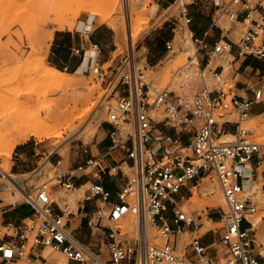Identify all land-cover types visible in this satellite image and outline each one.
Listing matches in <instances>:
<instances>
[{"label":"built area","instance_id":"obj_1","mask_svg":"<svg viewBox=\"0 0 264 264\" xmlns=\"http://www.w3.org/2000/svg\"><path fill=\"white\" fill-rule=\"evenodd\" d=\"M120 1L124 8L129 2ZM180 14L186 25L191 22L186 3ZM222 19L241 23L245 28L237 35L231 26L221 24ZM212 25L221 36L206 46L192 29H187L196 47L201 79L192 94L164 87L151 95L149 82L143 71L136 69L134 58L127 61L126 69L109 78L107 85L112 83L113 89L119 90L122 85L105 120L111 126L108 151L124 152L120 162L123 166H119L123 180L115 191V200L100 181L101 172L107 167L102 156L90 155L75 166L61 156L50 162L52 185L65 191L75 189L73 178L77 175L89 173L94 178L88 185V195L99 199L102 205L87 218L86 224L91 231L105 232V248L100 244L94 249L73 234L63 214L54 208L51 186L43 181L34 188L22 189L23 199L33 211L12 234L5 232L9 238L0 244V264L18 259L28 264H45L47 257H38L33 251L36 246L60 250L66 256V264H264V254L254 252L255 239L251 234L256 227L252 218L264 219V196L259 200L252 198V183L247 188L241 183L242 178L249 179L245 166H259L264 161V142L249 138L252 130L241 125L253 104L264 102V84L252 90V97L240 96L233 89L230 63L225 68L222 63L208 66V59L204 64L199 61V56L219 57L230 51L238 57L264 58V0H223L213 13ZM78 30L94 52L92 72L103 78L106 72L98 62L101 47L90 40L88 29ZM173 43L174 40L166 41L168 51ZM72 50L78 53L84 48ZM158 110L164 114L161 119L154 115ZM229 114L238 118L236 130L230 133L234 140L221 141L220 136L228 133L222 124L229 121ZM168 127L187 135V144L169 133ZM186 149L190 152L186 153ZM82 151L86 153L88 148ZM107 168L111 175L115 167ZM204 177L217 181L227 205L219 219L221 246H214L215 239L204 240L205 234L216 233L209 228L205 234L192 235L181 253L177 248L179 235L193 233L202 223L198 215L189 216L178 208L175 194L188 189L187 183ZM129 214L137 220L134 232L123 230L119 224ZM103 219L106 222L102 223ZM149 224L167 236L163 244L153 242L147 230ZM186 247L194 259H189Z\"/></svg>","mask_w":264,"mask_h":264},{"label":"rangeland","instance_id":"obj_2","mask_svg":"<svg viewBox=\"0 0 264 264\" xmlns=\"http://www.w3.org/2000/svg\"><path fill=\"white\" fill-rule=\"evenodd\" d=\"M102 1L103 0H0V129L4 123L13 116H18L26 112L34 113L39 107H42L41 109L47 107L48 104L52 103H50L52 98L62 96L65 91L64 86H56L39 80L34 73L36 70L33 71V68L42 67V62L52 63L47 55L52 39L49 40V36L47 35L50 31L54 33V31L60 30L56 23L57 18H55L54 13L58 15L59 13L62 14V12H68L69 10L74 15V25L71 28L66 27L61 31L77 36L76 29H82L83 24H85V28L90 29L91 33H89L91 36L96 37L97 27L101 25L103 31L109 32L107 34L111 36L110 39L113 43L106 47L108 50H112L109 52L108 60L104 62L99 61L104 72H106L103 78L96 77L92 72L95 55L90 48H88V50L92 53V56L88 58V63H91L86 72L77 74L75 73V69L68 67L64 68L61 64L57 66L62 71L69 73L68 77L70 78L86 80V87L90 90L92 89L90 92L92 95L88 93V96L82 101L83 103H79L76 107H74L73 102L68 104L70 110L67 113L66 119H72V125L76 126V130L70 131V127H66V129L62 126L60 129L61 137L52 136L38 140L30 136L29 139L25 141L30 147L31 153L36 154V156L45 157L50 154L48 158L51 157V159H53L59 154L67 160L68 153L70 151L72 152L75 146H78V138L82 139L84 143H88L92 139V136H84L83 138L81 134L82 128L92 119H102L98 122V125L107 119V109L115 103L117 95L121 93L122 89V85H119V90L113 89L112 83L108 86V80L114 74H119L122 70L126 69L127 61L131 58H134L136 69L139 68L145 74V78L149 82V93L151 95L164 87L173 89L176 92L192 94L201 84L197 63L189 62L193 60V56L191 57L190 54L185 55L183 53L189 48L190 50H195V44L189 38L187 33L188 28L180 14L182 4L186 3L188 6V4H191V0H176V2L168 8L167 5H169V2L166 1L129 0L125 8L122 6L120 0L106 4ZM92 8H96L97 10L93 12L94 9ZM61 9L62 11L58 13ZM129 9L132 10V18L136 19V25L134 27L132 26L131 29L125 24V14L129 12ZM135 11L139 13V17L136 16ZM105 14H107V17L100 20L101 15ZM133 21L134 19H132V22ZM221 24L225 27L231 26V28L235 30L234 33L237 35L245 28L241 23H236L237 27L233 28L232 23L227 19H222ZM172 25L176 26L173 48L165 52L160 60L152 64V62H150L151 55L148 51H143V44L149 43V41L154 43L156 38L160 35H171L172 31L170 28ZM145 54L148 56V63L145 59L141 60ZM177 59H181V62H177ZM230 59L231 56L225 52L215 63H222L224 67L227 68ZM185 66L191 67L194 70V75L189 78L181 79L179 75ZM154 115L156 119H161L164 116L161 110L155 112ZM99 116H102V118H99ZM226 118L233 121L238 119L236 114L226 116ZM241 125L242 127L252 130V134L249 138L264 142V114L256 118H247L241 122ZM125 127L128 128V125H125ZM9 135L8 132H5L4 138L7 139ZM232 140H234V137H232L230 141ZM19 145L20 144L14 147L9 159V166H7L8 170L6 171H3L5 164L4 155L0 154V178H2L0 182L6 184L9 194H20L19 192H14L16 189L8 184L5 176V173L8 174L12 172L14 153L18 152ZM185 152L189 153L190 149H186ZM48 158H46L45 161L41 159L38 163V169L32 174H26L25 177L27 179L25 180H28V184H30L32 188L43 181H47L48 186H51L53 198L56 201L61 198L65 199L68 204V209L75 211L78 206V198L80 199L83 197V190L88 187L89 184L80 188L77 193L65 191L60 187L53 186V180L51 178L53 168ZM10 175L14 181L18 178L15 174ZM193 185H196L197 197L195 199L193 198L194 201H192V199L191 201H186L193 193ZM217 189L224 198L217 181L211 177H204L198 182L188 184V189L182 188L175 194L176 198H180L186 190L187 196L184 198L185 200L178 201V208L185 211L189 216L198 215L199 222L205 226L193 233L185 232L179 235V241H177L179 252H183L184 244L190 240L192 235L196 233L205 234L209 228L216 230V233L205 234V237L209 236L208 241L215 239L217 242L214 246L218 248L221 246L218 240V227L222 223L219 221L220 215L227 210L226 201L224 199V206L212 207L205 204L206 200L215 196ZM251 190L254 192L251 194V197L256 200L264 196V192H262L261 185L259 184L258 186L256 183L252 184ZM18 195H15V200H21L23 198L22 194ZM62 199L60 200L61 204L63 203ZM211 216H216V218H211ZM255 218L256 220L259 219V217H254L253 220H255ZM119 224L123 230L134 232L137 220L133 214H129L126 218L122 219ZM147 230L148 234H153L162 240V242H154L163 244L166 241L167 236L157 227L149 224ZM3 231H6V229L2 228V232ZM257 238L259 241H262L259 237ZM170 240V242H172V237H170ZM261 246L264 247V243H262ZM46 247L50 248L51 253L55 255L53 258H48L49 260L58 262V259L61 258L63 260L62 264H66L67 259L63 252L50 246ZM223 260L224 259L221 257L219 261L222 262ZM15 263L28 264L22 259L8 262L7 264ZM186 264H190V262L187 261Z\"/></svg>","mask_w":264,"mask_h":264},{"label":"crops","instance_id":"obj_3","mask_svg":"<svg viewBox=\"0 0 264 264\" xmlns=\"http://www.w3.org/2000/svg\"><path fill=\"white\" fill-rule=\"evenodd\" d=\"M165 1L169 2L167 8L176 2V0ZM222 1L223 0H191V4H188V10L192 19L191 22L186 26L187 28L192 29L198 37L203 39L205 46L213 44V42L217 41L221 36L218 28L212 25V17L218 4ZM83 27H85V24H83ZM232 27L236 28L237 24L233 23ZM102 29L103 27L101 25L98 26L96 30V37H92L91 34L89 37L90 40L97 42L101 47L98 62H104L108 60L110 54L109 52L112 51L111 49L108 50L106 48L112 43L110 39L111 36L107 34L109 32H105ZM170 29L172 31L171 35H160L158 38H156L154 43L149 41V43L143 44V51H148V53L151 55L150 62H152V64L153 62L160 60L165 52L168 51L166 49V41L174 40L176 27L172 25ZM88 31L90 32V29H88ZM76 32L77 36L61 31V29L54 31L47 54L52 62L51 64L55 66L61 64L64 68L68 67L76 70L81 66L84 59L89 57L88 40L86 41L85 37L79 32L78 29H76ZM76 47H83L84 50L75 53L72 48ZM226 53L231 56L229 63L232 67L231 77L234 91L240 96L252 97V90L261 84H264V58H258L249 55L238 57L235 55V51ZM220 57L221 56L206 58L204 56H199V61L201 64H204L206 59H208V66H211L215 64V61ZM143 59H145V61L148 63V56L146 54L141 60ZM90 63H87L85 66H83L82 72H86L88 70ZM262 114H264V102L255 103L248 114V118H256ZM236 121L229 120L228 122L222 124V127H224L229 134L234 133L237 127ZM159 125H161V123ZM110 128L111 126L107 122L102 121L99 125H97V128L92 135V139L88 143H84L82 139L78 138V146H75L72 152L70 151L68 153L67 160H65V158L59 154L57 157L61 156L67 164L75 166L83 162L90 155L102 156V159L107 167H115V169L110 171L112 173L111 175L108 173V168L106 167L102 170L100 177V181L111 192L112 200H115V191L123 180V174L119 166H123L120 162L124 156V152L121 150L108 151V133ZM166 130L171 134L178 135L182 139L183 144H187V135L183 133H177L173 128L169 127L166 128ZM84 147L88 148L86 153L82 151ZM49 155L50 154L43 157L32 154L30 147L26 142L21 143L18 146V152L14 153L12 173L18 177L15 180V183H17L16 185H18L20 190L32 188L30 184H28V180H25L27 179L25 175L32 174L34 171H36L39 167L38 163L40 160L44 159L45 161ZM54 159L55 158L51 159V157H49L48 161L51 162ZM244 173L249 176V179H241L243 187L247 188L251 185V183H256L257 186L258 184L261 185V190L264 191V161H262L259 166L253 164L245 166ZM92 180H94V178L89 173L77 175L73 178L75 189L71 192L77 193L80 188L85 187L86 184H89ZM87 188L88 187L84 188L83 190V197L80 199L78 198V206L75 211L68 209L67 202H65V199L63 200L62 198V204L60 203V199L58 201L55 200L54 208L56 211L63 214L64 218L66 219L67 226L72 229L73 234L80 241L94 249H97L101 244V248L103 249L105 248V239L103 238L105 237V232L102 230L97 232L91 231L86 224L87 218L102 205V202H100V200L95 197H90L88 195ZM6 192V184L4 182H0V244L9 238L5 232L12 234V231L16 229V226L21 224V222L30 216L31 212L33 211L32 207L27 202H25L23 198L21 200L14 201L6 199L4 195ZM1 193L4 194L1 195ZM186 196L187 192L185 190L181 197L177 199L179 201H183L185 200L184 198ZM211 218H216V216H211ZM104 222L105 220L103 219L102 223ZM255 226L254 232L252 231L251 234L254 235L255 239L254 252L259 255L260 250H264V247L261 246V244L264 243V220L260 219L258 225ZM203 227L205 226L201 225V228ZM2 228H5L6 231L2 232ZM257 237H259L262 241H258L256 239ZM208 239L209 236L204 238L205 241H208ZM44 248L45 247L36 246L33 251L36 252L39 257V255H43L42 252ZM186 252L189 254V259H194L189 247H186ZM45 264L58 263L51 262L49 259H47Z\"/></svg>","mask_w":264,"mask_h":264},{"label":"bare ground","instance_id":"obj_4","mask_svg":"<svg viewBox=\"0 0 264 264\" xmlns=\"http://www.w3.org/2000/svg\"><path fill=\"white\" fill-rule=\"evenodd\" d=\"M103 1L102 2L106 4L109 2H115L117 0H103ZM130 5H131V3H130ZM92 9H94L93 12H95L97 10L96 8H92ZM164 10H166V9H164ZM61 11H62V9L59 10L58 13ZM68 12L64 11V12H62V14L59 13L61 15H59V14L57 15V13H54L55 18H57L56 23L59 26V29H61V30L66 28V27L71 28L74 25V22H75L74 15L71 13V11L68 10ZM135 14H136V16H138L139 13L135 11ZM105 17H107V14L101 15L100 20L105 19ZM132 19H134L133 22H132ZM52 21H53V19H52ZM125 24L127 27H129V29H131L132 26L134 27L136 25V19L132 18V10L131 9H129V12L127 14H125ZM48 33L49 34L47 36H49L48 39L50 40V39H52L53 31H50ZM130 43H131V41H130ZM44 44H45V42H44ZM195 49H196V47H195ZM183 53L185 55L190 54L191 57L193 56V60H190L189 62L198 63L197 56L195 55V50L193 51V50H190V48H189V49L185 50ZM184 54H183V56H184ZM91 56H92V53H90V51H89V57H91ZM88 58L84 59L81 66L75 70V73H77V74L83 73L82 68H83V66H85L88 63ZM180 60L181 59H177V62H179ZM172 62H174V61H172ZM187 62H188V60H187ZM42 63H43L42 67L39 66L40 68H35V69L33 68V71L36 70L34 72L36 77L39 78V80H42L43 82L54 84L56 86L57 85L64 86L65 91L63 92L62 96H60L58 98H52L50 100V103L51 102L52 103L48 104L47 107H45V108L43 107V109H41L42 107L41 108L39 107L38 110H36L34 113L26 112V113L18 115V116H13L9 120H7V122L4 123V125L0 129V154L4 155V159H5L3 171L8 170L7 166H9V159L11 157V154H12L14 147L18 144L24 143L26 140L29 139L30 136H33L34 138H36L38 140H42L43 138H49L52 136L61 137L60 136V132H61L60 129L62 126H64L65 128L70 127V131L76 130V126L72 125V122H73L72 119H66L67 113L70 110L68 107V104L70 102H73L74 107H76L79 103H81L85 99V97L88 96V93H90L92 91V89L90 90L86 87L87 86L86 85L87 83L85 82L86 80L70 78V77H68L69 73L62 71L57 66H55L49 62H42ZM185 67H183L184 69L182 70L181 74L179 75L181 79L182 78L183 79L189 78L190 76L194 75V70L191 67H186V68ZM172 68H173V66H172ZM49 99H50V97H49ZM86 100H88V99H86ZM85 103H86V101H85ZM102 113H104V112H102ZM99 118H102V116H99ZM100 120H102V119H100ZM100 120L98 118L92 119L84 125V127L82 128V131H81L83 138H84V136L88 137V136H92L94 134V132L97 128L98 122ZM5 132H8L10 134L7 139L4 138ZM232 137H233L232 134L226 133V134L221 135L219 140L230 141ZM2 168H3V166H2ZM48 172H50V171H48ZM10 174H14V173H12V172L8 173V174L5 173L6 180H7L8 184L13 186L14 189H16V191H14V192H17V193L19 192L20 193L19 195H21L23 193V191L18 188V185H16L17 183H15V181L13 180V178ZM0 179H2V178H0ZM188 184H190V183H187V185ZM196 185H193V193H192V195H190L187 198L186 201H188V200L191 201V199H192V201H194L193 198L195 199L197 197ZM250 189H251V187H250ZM2 191H4V190H2ZM2 194H4V193H1V195ZM4 195H5L6 199H8L10 201H14L15 197L18 194H16V193L9 194V191H7ZM2 197H4V196H2ZM224 199L225 198H223V196L220 194L219 190L217 189L215 196L209 200H206L205 204L212 206V207L224 206L225 205ZM192 203H195V202H192ZM260 219H261L260 217L258 220H256V218H255V220H253V218H252L254 225H258ZM200 228H201V226H200ZM150 237L153 240V242L154 241H157V242L161 241L162 242V240L159 237L154 236L153 234H151ZM256 239L259 241L258 238H256ZM185 244H184V246H185ZM183 249H184V247H183ZM42 253L44 256L47 257V259L53 258L55 256L54 253H51L50 248H47V247L44 248ZM260 253L264 254V250H260ZM58 262L62 264L63 260L61 258H59ZM19 264H21V263H19Z\"/></svg>","mask_w":264,"mask_h":264}]
</instances>
